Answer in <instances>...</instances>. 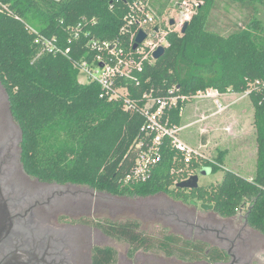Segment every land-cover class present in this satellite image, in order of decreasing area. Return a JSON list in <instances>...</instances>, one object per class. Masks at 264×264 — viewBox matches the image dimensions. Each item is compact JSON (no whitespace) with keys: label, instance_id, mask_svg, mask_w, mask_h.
I'll list each match as a JSON object with an SVG mask.
<instances>
[{"label":"trees","instance_id":"trees-1","mask_svg":"<svg viewBox=\"0 0 264 264\" xmlns=\"http://www.w3.org/2000/svg\"><path fill=\"white\" fill-rule=\"evenodd\" d=\"M79 0H0V81L9 94L12 113L22 134V164L25 172L46 183L87 186L114 196L148 197L168 194L175 200L201 202L213 207L223 218H231L244 208L251 228L264 235V0H227L247 13V22L228 35L210 30L218 0H197V8L184 34L169 31L165 54L152 64L145 62L138 82L122 80L129 90L133 110H125V100L101 97L97 83L81 84V59H94L99 51L90 40H126L120 35L128 14L126 0H97L76 18H69ZM148 2L159 21L172 0ZM69 15V16H68ZM82 23L80 38L74 39L71 27ZM83 35H87L84 37ZM37 37L54 40L69 57L48 52ZM126 42H128L126 40ZM215 89L220 94L249 92L254 107L257 160L253 180L225 171L220 184L181 190L173 160L176 151L170 141L163 148L162 162L145 183L125 184L134 165L130 153L146 118L143 94L154 92L166 97L193 96ZM190 101V100H189ZM179 102L171 121L181 125ZM223 167L222 157L215 162L203 159L192 163L194 172L210 167L215 174ZM178 181V183H176ZM95 225L106 235L129 244V256L138 250L160 251L167 257L199 262L220 258L207 253L202 241L185 239L162 228L158 234L142 230L138 220L104 219ZM117 251L96 247L92 264H114Z\"/></svg>","mask_w":264,"mask_h":264},{"label":"flooded vegetation","instance_id":"flooded-vegetation-1","mask_svg":"<svg viewBox=\"0 0 264 264\" xmlns=\"http://www.w3.org/2000/svg\"><path fill=\"white\" fill-rule=\"evenodd\" d=\"M21 142L9 94L0 81V201L12 218L11 231L0 242V264H92L94 249L102 247L95 243L96 232L116 239L95 225L98 220L91 224L76 220L74 214L81 216L83 208L91 212L93 194L74 191L76 185L46 183L28 175L22 164ZM120 197L113 198L119 202ZM209 206L201 203L200 208L212 212L214 216L210 219L197 212L187 215L172 209L152 214L184 233L180 235L185 239L206 243L207 253L213 250L220 259L188 262L162 252L167 259L162 264H264V235L249 226L246 210L242 208L235 216L223 218ZM237 215H243L244 220L236 221ZM140 252L147 251L140 249L133 257ZM117 262L118 253L114 264Z\"/></svg>","mask_w":264,"mask_h":264},{"label":"rangeland","instance_id":"rangeland-1","mask_svg":"<svg viewBox=\"0 0 264 264\" xmlns=\"http://www.w3.org/2000/svg\"><path fill=\"white\" fill-rule=\"evenodd\" d=\"M178 1L172 0L165 15L161 17L160 25L165 31L169 32V30L178 28L177 23L181 19ZM96 2L97 0H79L74 10L69 13V18H76L80 11L86 10ZM246 16L247 13L241 11L236 5L229 4L228 6L227 0H218L217 8L211 18L210 30L226 36L237 28L243 27L244 23L247 22ZM260 17L264 21V14ZM171 20H175L174 26L170 24ZM168 24L171 28H166ZM86 81L85 76L80 74L79 82L88 85ZM248 95L231 92L220 94L219 100L224 107L222 112H218L213 99L194 98L186 105L182 114L181 125L184 129L181 138L198 150L205 160L215 162L218 157H222L223 160V167L219 166L222 170L215 174L212 173L210 167H203L194 173L199 177L201 187L220 184L225 171H233L244 179H254L256 175L257 141L254 127V107ZM73 190H84L93 194L91 212L85 211L83 208L85 212L83 211L81 216L74 214L77 216V221L81 220L87 224L106 218L113 221L138 220L141 222L142 230L149 234H158L165 226L169 233L185 235L176 228L170 227L164 220L154 217L152 212H164L172 209L180 210L187 215L193 214L191 212H197L209 219L214 216L212 212L202 210L200 202L195 204L182 203L165 193L148 197L125 196L122 198L119 196L121 200L116 202V199L113 198L114 195L99 194L87 186H75ZM241 216L237 215L235 220L242 222L244 217ZM193 237L195 236L193 235ZM95 243L102 247H113L118 253L117 264H162L167 261L160 251L140 252L131 258L128 254L130 247L125 242L107 238L101 232H96Z\"/></svg>","mask_w":264,"mask_h":264},{"label":"built area","instance_id":"built-area-1","mask_svg":"<svg viewBox=\"0 0 264 264\" xmlns=\"http://www.w3.org/2000/svg\"><path fill=\"white\" fill-rule=\"evenodd\" d=\"M202 4L197 0H179L180 21L177 23L176 32L182 33V27L185 22H190L196 14L197 8ZM128 14L124 18V25L120 31L121 37L126 40L100 41L90 40L89 46L93 50L99 51V54L90 62L81 59L76 65L87 79L86 83H97L101 87V97L109 101L124 98L125 110H133L132 102L129 100V90L122 86V80L138 82L136 73H141L145 62L152 64L154 53L159 47L167 49L168 31L162 29L160 21L148 2L140 0H126ZM169 24L166 26V28ZM156 28L158 30L156 31ZM71 35L74 39H79L83 30L82 23L76 27H71ZM145 32L147 38L134 50L135 41L139 32ZM171 31V30H169ZM87 37V35H83ZM37 44L43 43L48 52L59 53L68 58L71 48L63 49L55 44L54 40L44 37H37ZM246 95L249 92L244 93ZM146 104L141 112L145 115V122L140 130V135L133 143L130 153L134 156V165L124 178L125 184H140L148 182L153 177L155 168L162 162L163 148L166 141H170L172 148L176 151L173 160L177 175L188 180L194 175L190 169L192 163L202 162L204 156L191 145L187 144L182 138L181 133L184 129L182 125L174 124L171 121V113L177 109L179 102L189 101L191 99H213L218 112L224 110L223 104L219 100L220 93L215 89H206L197 92L193 96H184L175 94V90H170L168 96H155L154 92H145L143 94ZM185 108L180 109V114L184 113ZM181 181V182H182ZM178 183V181L176 182Z\"/></svg>","mask_w":264,"mask_h":264},{"label":"water","instance_id":"water-1","mask_svg":"<svg viewBox=\"0 0 264 264\" xmlns=\"http://www.w3.org/2000/svg\"><path fill=\"white\" fill-rule=\"evenodd\" d=\"M170 24L174 26L176 24L175 20H171ZM189 25V22H185L182 27V34L185 33L187 27ZM158 28H156V31ZM147 38V35L145 32L141 31L137 35L135 45L133 47L134 50H137L139 46L145 41ZM166 52V48L159 47L156 52L154 53V59L158 60L160 59ZM199 177L197 175L191 176L188 180L182 181L177 184V188L181 190H194L199 188ZM209 208H212V206H209ZM12 228V218L10 217L7 208L4 204V202L0 201V242L5 240L7 236L9 235Z\"/></svg>","mask_w":264,"mask_h":264},{"label":"crops","instance_id":"crops-1","mask_svg":"<svg viewBox=\"0 0 264 264\" xmlns=\"http://www.w3.org/2000/svg\"><path fill=\"white\" fill-rule=\"evenodd\" d=\"M235 94V93H234Z\"/></svg>","mask_w":264,"mask_h":264}]
</instances>
